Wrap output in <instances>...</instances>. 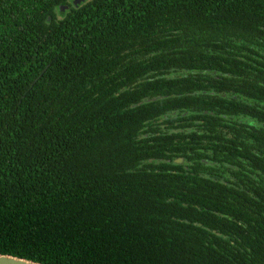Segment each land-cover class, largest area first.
Here are the masks:
<instances>
[{
  "label": "trees",
  "instance_id": "16d2710c",
  "mask_svg": "<svg viewBox=\"0 0 264 264\" xmlns=\"http://www.w3.org/2000/svg\"><path fill=\"white\" fill-rule=\"evenodd\" d=\"M0 255L264 264V0H0Z\"/></svg>",
  "mask_w": 264,
  "mask_h": 264
},
{
  "label": "water",
  "instance_id": "95a60500",
  "mask_svg": "<svg viewBox=\"0 0 264 264\" xmlns=\"http://www.w3.org/2000/svg\"><path fill=\"white\" fill-rule=\"evenodd\" d=\"M86 0H73V5L75 7H79L82 3H84ZM69 9V6H62L61 12H64ZM51 18H49V21ZM0 264H39L35 263L26 259L18 258V257H12L7 255H0Z\"/></svg>",
  "mask_w": 264,
  "mask_h": 264
},
{
  "label": "flooded vegetation",
  "instance_id": "af4514ba",
  "mask_svg": "<svg viewBox=\"0 0 264 264\" xmlns=\"http://www.w3.org/2000/svg\"><path fill=\"white\" fill-rule=\"evenodd\" d=\"M65 12V11H64ZM63 13V12H62ZM176 164L183 165L185 163L184 158H178L175 160ZM187 168V167H186Z\"/></svg>",
  "mask_w": 264,
  "mask_h": 264
}]
</instances>
